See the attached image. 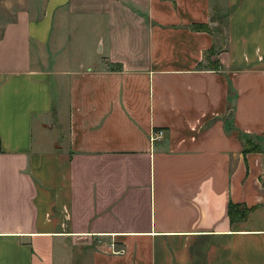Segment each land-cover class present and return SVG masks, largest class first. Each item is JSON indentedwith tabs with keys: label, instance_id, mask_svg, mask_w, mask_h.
Returning <instances> with one entry per match:
<instances>
[{
	"label": "crops",
	"instance_id": "0c3cea01",
	"mask_svg": "<svg viewBox=\"0 0 264 264\" xmlns=\"http://www.w3.org/2000/svg\"><path fill=\"white\" fill-rule=\"evenodd\" d=\"M39 14L0 36V264H264V0Z\"/></svg>",
	"mask_w": 264,
	"mask_h": 264
},
{
	"label": "rangeland",
	"instance_id": "374dc122",
	"mask_svg": "<svg viewBox=\"0 0 264 264\" xmlns=\"http://www.w3.org/2000/svg\"><path fill=\"white\" fill-rule=\"evenodd\" d=\"M45 2L46 0H0V36L5 24L14 20L18 13L27 11L40 15Z\"/></svg>",
	"mask_w": 264,
	"mask_h": 264
},
{
	"label": "built area",
	"instance_id": "2783aa9c",
	"mask_svg": "<svg viewBox=\"0 0 264 264\" xmlns=\"http://www.w3.org/2000/svg\"><path fill=\"white\" fill-rule=\"evenodd\" d=\"M163 137H164V131L163 130H157V131H154L152 133L151 141L153 144H155L159 140H162ZM111 249H112L113 253H115V254H121L124 252V250H116L115 245H112Z\"/></svg>",
	"mask_w": 264,
	"mask_h": 264
},
{
	"label": "trees",
	"instance_id": "16d2710c",
	"mask_svg": "<svg viewBox=\"0 0 264 264\" xmlns=\"http://www.w3.org/2000/svg\"><path fill=\"white\" fill-rule=\"evenodd\" d=\"M195 29H200V30H201V29H203V27H201V26H196ZM246 215H247V214H243L241 218L244 219V218L246 217Z\"/></svg>",
	"mask_w": 264,
	"mask_h": 264
}]
</instances>
